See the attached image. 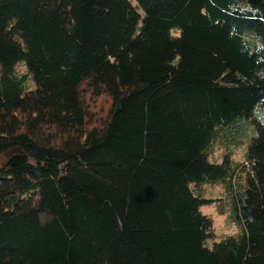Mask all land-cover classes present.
Returning <instances> with one entry per match:
<instances>
[{
	"label": "trees",
	"instance_id": "16d2710c",
	"mask_svg": "<svg viewBox=\"0 0 264 264\" xmlns=\"http://www.w3.org/2000/svg\"><path fill=\"white\" fill-rule=\"evenodd\" d=\"M0 264H264V0H0Z\"/></svg>",
	"mask_w": 264,
	"mask_h": 264
},
{
	"label": "rangeland",
	"instance_id": "374dc122",
	"mask_svg": "<svg viewBox=\"0 0 264 264\" xmlns=\"http://www.w3.org/2000/svg\"><path fill=\"white\" fill-rule=\"evenodd\" d=\"M18 68L23 70L24 64L19 63ZM241 129H244V131L240 134L242 142H232V137H230V139L229 136L224 134V136L219 137L214 143L212 149L213 152L209 156V159L212 161H221L223 153L225 151H230L234 160L243 163L245 158L244 152L248 141L252 135L257 133V131L254 127L253 131L246 130V125H244V128ZM242 177L243 175L241 170H238L235 180L241 181ZM197 188L199 189L198 191L201 195L211 198V201L205 202L200 206V210L204 214L210 216L213 221V230L215 235L209 239V242L213 238H215V240H219L225 235L240 232L242 220L237 215L232 197L225 188L224 182L221 180L206 181L200 183V186H197Z\"/></svg>",
	"mask_w": 264,
	"mask_h": 264
}]
</instances>
